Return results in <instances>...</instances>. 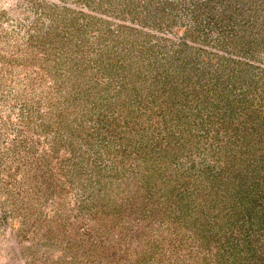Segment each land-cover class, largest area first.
<instances>
[{
    "label": "rangeland",
    "instance_id": "374dc122",
    "mask_svg": "<svg viewBox=\"0 0 264 264\" xmlns=\"http://www.w3.org/2000/svg\"><path fill=\"white\" fill-rule=\"evenodd\" d=\"M0 264H105V0H0ZM106 264H264V0H106Z\"/></svg>",
    "mask_w": 264,
    "mask_h": 264
}]
</instances>
